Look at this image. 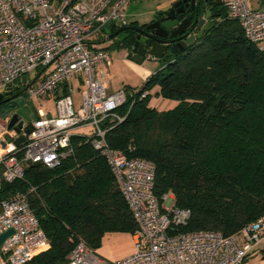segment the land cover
<instances>
[{"label":"trees","instance_id":"obj_1","mask_svg":"<svg viewBox=\"0 0 264 264\" xmlns=\"http://www.w3.org/2000/svg\"><path fill=\"white\" fill-rule=\"evenodd\" d=\"M153 88L176 107H151ZM15 103H0V116ZM115 112L123 122L102 123L109 145L155 165V195L172 194L175 207L191 213L178 232L232 236L264 221V47L245 37L227 7L186 52L164 58L140 92H127ZM71 145L56 168L28 164L23 179L0 189V206L28 197L49 240L26 264H68L80 241L97 251L107 234L138 230L107 159L87 135H73Z\"/></svg>","mask_w":264,"mask_h":264},{"label":"built area","instance_id":"obj_2","mask_svg":"<svg viewBox=\"0 0 264 264\" xmlns=\"http://www.w3.org/2000/svg\"><path fill=\"white\" fill-rule=\"evenodd\" d=\"M132 1L0 0V95L19 88L27 101L55 99V113L36 107L37 119L21 133L9 129L14 113L0 116V189L3 182L23 179L28 164L59 166L71 153L75 131L88 129V141L107 159L138 224L135 251L111 262L80 241L68 264H243L263 239V220L232 236L178 232L191 213L177 209L172 194L162 200L155 195V165L128 158L106 139L102 123L108 117L123 122L115 111L127 102V93L109 91L107 70L113 59L103 44L110 30L130 24L127 9ZM253 1H261V6L253 8ZM226 7L251 43H264V0H228ZM73 82L80 85L79 105ZM21 137L25 141L18 146ZM10 229L15 233L2 246L0 264H26L49 248L24 194L1 203L0 235Z\"/></svg>","mask_w":264,"mask_h":264},{"label":"rangeland","instance_id":"obj_3","mask_svg":"<svg viewBox=\"0 0 264 264\" xmlns=\"http://www.w3.org/2000/svg\"><path fill=\"white\" fill-rule=\"evenodd\" d=\"M163 0H134L130 3L128 7V16L132 13L133 10L136 11L138 8L139 12H145L149 10V7L156 6L157 3ZM228 1V0H227ZM152 5V6H151ZM131 9V11H130ZM137 10V11H138ZM264 45V43L262 44ZM111 55L114 56L113 63L110 72V93L117 92L118 90L127 91L130 94H137L142 90L146 84V74L143 73V69L154 73V71L160 66L155 60L147 59L142 64H138L136 69L130 65L123 62V53L120 51H111ZM73 97L76 102V105H79L81 102L82 94L80 85L76 82H73ZM126 92V93H127ZM158 90L153 88L151 90V100L150 106L156 108L159 111H167L174 109L176 107V101L164 99L157 96ZM29 102L26 100V97L19 98L16 101L17 108L11 113L18 114L26 124L32 122L31 119V108ZM35 107L41 108L44 107L47 113H55V99L45 98L42 100L34 101ZM135 251V239L134 235L127 232H116L107 234L103 241L102 246L97 250V253L104 257L105 259L111 262H117L125 259L128 256H131Z\"/></svg>","mask_w":264,"mask_h":264},{"label":"water","instance_id":"obj_4","mask_svg":"<svg viewBox=\"0 0 264 264\" xmlns=\"http://www.w3.org/2000/svg\"><path fill=\"white\" fill-rule=\"evenodd\" d=\"M192 2V6L194 7V3L196 0H180L173 4V9H171L165 16L158 21L152 22L150 25H147V30L151 31L146 35V39L142 42H138V49H134L132 55V61L137 64H142L146 58L155 59L159 63H161L164 57L167 55L169 51L170 43L177 41L179 44L181 52H185L190 46H192L197 40H199L207 31L209 26H205V28L201 30L202 26L205 24V20H199V15H197L196 19H194L193 15L186 16V8L189 7L188 2ZM223 3H218L217 5L220 6ZM178 7H181L178 9ZM176 14H180V16H176ZM211 11L206 12V18L209 20L211 18ZM221 13H218L213 18H219ZM137 30L134 27H122L119 28L115 33L111 34L106 42L114 39L115 37L119 36L121 33ZM199 33V34H198ZM135 38V37H134ZM136 39V38H135ZM140 45V46H139ZM137 47V44H136ZM175 51V49H174ZM177 55V54H176ZM27 78L24 77L22 82L25 84ZM19 88H15L17 91ZM12 91L7 92L5 95H0V102L4 97H9L12 95ZM29 106L33 109V117L32 120L37 119V110L35 108V104L33 101L29 102ZM24 127V121L22 118L16 113L11 118L9 123V129L15 128L18 133H21V130ZM29 131L26 130V133ZM25 141L24 137L19 138L16 141V145L20 146ZM15 231L10 229L3 234L0 235V251L4 242L11 236H13Z\"/></svg>","mask_w":264,"mask_h":264},{"label":"flooded vegetation","instance_id":"obj_5","mask_svg":"<svg viewBox=\"0 0 264 264\" xmlns=\"http://www.w3.org/2000/svg\"><path fill=\"white\" fill-rule=\"evenodd\" d=\"M178 1H180V0H175L171 4V6H170V8L168 10L158 14L154 18V20L151 21L148 24H137V23L130 22V24L127 27H134V28H137V30H131V31H127V32L121 33L119 36H117L114 39L108 41L107 44H109V46H113V45L116 46V51L124 52L126 54L127 58L132 61V57L135 56L133 54L132 57H131V54H132L133 50L134 49H138L139 50L138 42L142 43L146 39V35L148 33H151V31L147 30V25H150L154 21H158V20H160L162 18H165L166 14L171 9H173V4L178 2ZM221 2L223 4L218 6L217 4L221 3ZM226 3H227V0H196L195 3H194V7H193L192 6V2L189 1L188 2L189 7L186 8V16L193 15L194 19H196L197 15H199V20L204 19L206 21L205 24L202 26L201 30L199 31V33H200L202 31V29L205 28V26L208 25L209 28L211 27L213 22L215 20H217V18H213V17L215 15H217L218 13H222L223 12L224 8L226 7ZM180 8L181 7H178V9H180ZM207 11H211V13H212L211 14V18L209 20H207V18H206V12ZM176 16L178 17V16H180V14H176ZM136 44H137V47H136ZM178 44L179 43L177 41L173 40V42L170 43L169 51H168L167 55L164 58H166L168 55H171V54L183 53V52L180 51V47L178 46ZM190 47H192V46H190ZM174 49H175V51H174ZM188 49H186V51ZM147 59H149V58H146V60ZM150 60H155V59H150ZM155 61H157V60H155ZM23 97L24 98L26 97L25 91L23 89H18L17 91H14L11 96L4 97L0 103H7L8 101L15 102L19 98L21 99ZM33 115H34L33 109H31V119H32ZM24 125L26 126V125H29V124H26L25 121H24Z\"/></svg>","mask_w":264,"mask_h":264},{"label":"crops","instance_id":"obj_6","mask_svg":"<svg viewBox=\"0 0 264 264\" xmlns=\"http://www.w3.org/2000/svg\"><path fill=\"white\" fill-rule=\"evenodd\" d=\"M174 1L175 0H163V1L159 2V3H157L156 6H152L151 5L152 7L151 8L149 7V10L148 11H145V12H142V13H140L139 10H138V8H137L136 11L133 10L132 13L129 16L130 22L137 23V24H148L151 21H153L154 18L158 14H160V13L168 10L170 8L171 4ZM251 6L253 8H255V9L256 8H259L261 6V1H253L251 3ZM128 8H130V7H128ZM130 11H131V9H130ZM127 13H128V9H127ZM105 47H109V44H107V43L106 44H103V48H105ZM263 47H264V45H263ZM122 53H123V59L122 60H123L124 63L130 65L134 69L138 68L137 67V65H138L137 63L132 62L131 60H129L124 52H122ZM112 59L114 60V56L113 55H112ZM112 63H113V61H112ZM110 68H111V66L107 70L109 76H110V72H109V69ZM102 69H104L103 66L100 67V70H102ZM142 71H143V73L146 74L145 75V76H147L146 79H148L152 74H154V73H151L150 71H148L146 69H143ZM110 90L111 89H110V82H109V91ZM118 91H120V90H118ZM113 93H115V92H113ZM88 133H89V130L88 129H79V130H76L75 131V135H87ZM243 264H264V236H263V239H262L261 243L246 258V260H245V262Z\"/></svg>","mask_w":264,"mask_h":264}]
</instances>
